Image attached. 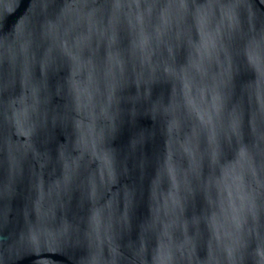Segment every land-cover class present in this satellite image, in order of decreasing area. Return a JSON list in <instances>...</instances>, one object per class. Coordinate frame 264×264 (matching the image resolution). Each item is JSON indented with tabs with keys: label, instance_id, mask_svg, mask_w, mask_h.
Masks as SVG:
<instances>
[{
	"label": "water",
	"instance_id": "1",
	"mask_svg": "<svg viewBox=\"0 0 264 264\" xmlns=\"http://www.w3.org/2000/svg\"><path fill=\"white\" fill-rule=\"evenodd\" d=\"M0 264H264V0H0Z\"/></svg>",
	"mask_w": 264,
	"mask_h": 264
}]
</instances>
